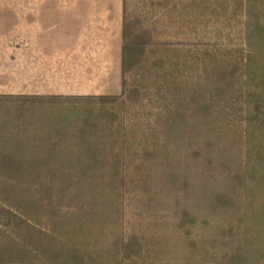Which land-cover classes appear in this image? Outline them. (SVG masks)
<instances>
[{"label": "rangeland", "instance_id": "rangeland-1", "mask_svg": "<svg viewBox=\"0 0 264 264\" xmlns=\"http://www.w3.org/2000/svg\"><path fill=\"white\" fill-rule=\"evenodd\" d=\"M41 1L0 0L1 62ZM196 2L201 91L123 120L136 124L106 113L72 129L118 156H16L59 153L48 138L62 137L1 111L0 264H264V0Z\"/></svg>", "mask_w": 264, "mask_h": 264}, {"label": "crops", "instance_id": "crops-1", "mask_svg": "<svg viewBox=\"0 0 264 264\" xmlns=\"http://www.w3.org/2000/svg\"><path fill=\"white\" fill-rule=\"evenodd\" d=\"M29 9L26 31L23 18L17 22L14 63L0 58V114L14 106L19 124L46 125V134L49 126L62 138H48L55 145L47 151L59 153L27 143L16 156H118L92 153L86 139L79 147L72 129L106 113L115 125L135 123L123 120L138 113L150 119L152 111L177 109L185 94L201 91L199 57L190 45L199 28L198 2L42 0ZM210 77L215 73L203 75L207 84ZM64 125L71 126L67 133Z\"/></svg>", "mask_w": 264, "mask_h": 264}]
</instances>
